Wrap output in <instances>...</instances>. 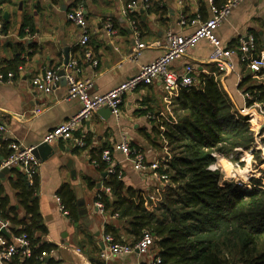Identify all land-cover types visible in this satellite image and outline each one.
<instances>
[{
  "label": "crops",
  "instance_id": "1",
  "mask_svg": "<svg viewBox=\"0 0 264 264\" xmlns=\"http://www.w3.org/2000/svg\"><path fill=\"white\" fill-rule=\"evenodd\" d=\"M129 1L0 0V17L7 25V31L0 29V63H7L18 54L23 60L11 81L0 82V122L8 127V131L0 135V164L10 153L8 145L12 141L32 150L41 145L37 155H34L39 165L33 175L37 176L38 204L47 229L43 239L55 245L54 249L44 253L42 264H146L156 254V248L151 246L143 255L133 252L102 260L99 252L104 246L105 223L118 224L125 243L132 242V237L124 233V222L115 221L114 216L96 206V197L99 190L104 189L109 166L113 171L114 167L120 170L127 187L144 192L149 199L158 197L165 180L153 171L136 170L132 161L126 159L115 146L127 139L130 147L137 148L144 156L146 164L157 162L160 153L149 143L146 134H151L153 113H160L164 119L172 113L177 90L166 92L157 81L126 93L120 105L119 118L112 113L104 117L96 111L78 128L74 135L83 137L85 144L81 147L73 140L42 144L44 134L75 115L80 103L66 99L65 80L60 81L50 93L33 84V79L45 69H63L67 54L69 60L76 62L75 76L91 79V92L104 93L163 53L166 32L189 34L195 27L190 21L210 17V0H152L162 6L164 12L159 10L148 14L142 8L134 11L141 29L139 40L147 47L137 60L132 61L129 56L135 47V35L129 18L122 12L124 4ZM216 1L221 3L225 0ZM78 6L85 10L89 33L87 48L95 64L82 54L83 47L78 45L79 27L66 19V13ZM182 15L186 23L180 25L178 22ZM107 23L111 24L113 32L106 28ZM253 33L259 35L264 46V0H243L216 31L222 43L234 49L238 48L240 38L253 36ZM210 51V43L202 40L188 53L172 61L170 67L181 74L186 65H191L196 78L201 73L215 75L225 94L236 107H241L243 92L237 86L242 65L236 58V72L221 74L209 61ZM261 53H264V48ZM37 108L41 110L36 114L34 111ZM146 108L150 109L149 114H142ZM101 150H109L111 155L108 163L101 154L100 161L107 166L105 170L95 159ZM19 170L26 173L24 169ZM10 177L11 171L0 177V185L10 204L23 215L16 199L17 190L9 183ZM67 188L74 192L76 204L78 199L84 201L81 206L77 204V220L62 213L56 200ZM106 193L114 199L110 192ZM80 210L83 213H79ZM9 227V224L0 221V237L13 240ZM10 261L0 264H9Z\"/></svg>",
  "mask_w": 264,
  "mask_h": 264
},
{
  "label": "trees",
  "instance_id": "2",
  "mask_svg": "<svg viewBox=\"0 0 264 264\" xmlns=\"http://www.w3.org/2000/svg\"><path fill=\"white\" fill-rule=\"evenodd\" d=\"M212 1L216 6L226 2ZM161 8L149 0L142 9L150 14L164 12ZM136 14L131 12L128 17L141 30ZM0 23L2 32L7 31L1 17ZM253 37L249 53L251 58H257L264 46L257 33ZM236 53L239 57L240 51ZM22 63L18 54L7 63H0V73L15 75ZM240 64L238 89L249 96L247 105L258 104L264 110V67L254 72ZM176 90L172 113L165 119L160 113H153L154 125L151 134H146L160 153L155 172L166 176L158 197L149 199L144 192L127 187L120 170L114 167L113 172L107 173L96 202L115 221L124 222V233L132 237L130 244L145 232L151 234L159 264H264V187H258L264 183V177L263 181L254 180L255 186L246 191L223 179L218 171L207 169L213 160L212 149L248 147L254 140L255 127L238 114V108L221 89L215 75L201 73L195 85ZM149 110H142V114H149ZM132 149L134 154L140 153L137 148ZM102 152L95 159L105 170L106 164L100 161ZM11 174L9 183L17 190L16 199L24 214L20 215L10 204L0 185V221L9 224L14 238L27 237L29 255L16 254L9 264H42L43 253L55 245L43 239L47 229L38 204L37 176L29 177L16 168L11 169ZM59 198L67 215L77 220L72 189L67 188ZM117 225L105 223L104 234H110L114 242L125 243Z\"/></svg>",
  "mask_w": 264,
  "mask_h": 264
},
{
  "label": "built area",
  "instance_id": "3",
  "mask_svg": "<svg viewBox=\"0 0 264 264\" xmlns=\"http://www.w3.org/2000/svg\"><path fill=\"white\" fill-rule=\"evenodd\" d=\"M181 0H179L180 2ZM243 0H226L222 6H216L212 0L209 3L210 17L204 20L190 21L195 24L193 31L189 34L175 33L168 31L164 38V51L151 62L140 66L138 72L130 78L124 80L117 86L104 93H93V81L91 79H79L75 76V60H69L66 65H63L64 80L66 83V99L76 100L80 103L78 112L68 120L54 126L47 131L42 141L52 143L58 140H73L76 145L84 146L85 142L82 136H76L74 133L78 128L87 122L92 114L102 107H109L115 118L120 116V105L123 96L135 90L142 85H151L157 81L161 84L166 92L173 91L178 87H190L197 82L196 75L193 72L191 65H186L181 74L176 73L171 67L172 61L185 55L193 49L200 41L206 40L211 45L209 53V61L214 64L216 71L221 74H233L236 72V57L237 50L240 51V56L237 61L244 63L247 69L257 72L264 67V53L260 57L251 58L250 49L254 45V37L247 35L240 38L237 49L225 46L216 34L220 24L224 22L232 10L237 7ZM149 0H131L124 4L123 14L128 17L129 13L134 12L138 8H146ZM129 18V17H128ZM66 19L80 29V37L78 45L83 47L84 55L91 60L93 64L96 62L92 59L91 53L87 48L89 33L85 20V10L82 6H78L66 13ZM130 27L135 35V47L130 53L129 59L137 60L143 49L147 47L139 40V30L136 22L129 19ZM180 25L186 23L185 17H179ZM106 28L113 32L110 23L106 24ZM60 68L45 69L40 76L33 79V84L38 86L45 93H50L56 85L61 81L59 74ZM13 73H0V82L11 81ZM243 94L244 102L238 108V114L245 117L247 121L255 126L257 122L264 128V110L258 104L247 105V94ZM40 108L35 109V113L40 112ZM8 131V127L0 122V135ZM262 129L255 130L253 142L248 147H236L227 151L212 149L210 155L213 160L208 164L207 169L218 171L222 178L232 182L235 186L246 191L255 186L254 180L261 179L263 181V171L261 166L264 165V144H260V132ZM264 136V130L261 132ZM10 153L1 162L0 170L4 167L24 169L29 175L36 173L38 168V160L32 153L31 147H25L21 143L12 141L8 145ZM120 150L126 159L132 161L133 167L136 170H149L155 172L158 167L157 162L146 164L144 156L141 153L134 154L135 151L130 147L127 139L122 140L115 146ZM260 157L259 163L256 157ZM102 159L108 163L111 161L109 150L102 152ZM109 172H113L111 167ZM157 174V173H156ZM160 179H165V175H158ZM263 183V182H262ZM264 187V183L258 185ZM107 190V189H106ZM60 205L62 213L67 214L63 208L60 198L56 197ZM96 206L102 210V205L96 202ZM153 236L145 232L135 243H119L114 242L110 234H105L103 237L104 246L99 252V257L102 260H107L113 256H123L133 252L138 254H146L153 244ZM20 254L21 256L29 255L28 240L25 235H21L8 242L5 238L0 237V262H6L12 256ZM44 255V253H43ZM160 259L154 257L146 264H159ZM240 264V263H236Z\"/></svg>",
  "mask_w": 264,
  "mask_h": 264
},
{
  "label": "water",
  "instance_id": "4",
  "mask_svg": "<svg viewBox=\"0 0 264 264\" xmlns=\"http://www.w3.org/2000/svg\"><path fill=\"white\" fill-rule=\"evenodd\" d=\"M6 15H7V13L5 12V13H4V18H6ZM68 61H69V58H68V56H67V54H66V55H65V59H64V65H66V64L68 63ZM59 74H60V76H61V81H63V80H64V70L61 69V70L59 71ZM97 112L100 113L101 115H103V116L105 117L106 114L111 113V109H110L109 107H102V108L98 109ZM42 144H47V143L43 142ZM40 146H41V145H40ZM40 146L35 147V148L32 150V153H33L34 155H37L38 150L41 148ZM11 169H12V168H11ZM11 169H10V168H7V167L2 168V169L0 170V177H3L6 173H8L9 171H11ZM16 169H18V168H16ZM83 203H84V201H83L82 199H78V200H77V204H78L79 206L83 205ZM79 213H83V211L80 210ZM1 232L4 233V229H1Z\"/></svg>",
  "mask_w": 264,
  "mask_h": 264
},
{
  "label": "rangeland",
  "instance_id": "5",
  "mask_svg": "<svg viewBox=\"0 0 264 264\" xmlns=\"http://www.w3.org/2000/svg\"><path fill=\"white\" fill-rule=\"evenodd\" d=\"M263 78H264V77H263ZM237 105H238V104H237ZM237 108H238V107H237ZM254 127H255V130H256V131H257L258 129H260V128L262 129V131L264 130V128L261 126V124H260L259 122H257V123L255 124ZM262 131H261V132H262ZM261 132H260V141H259V142H260L261 145H263V144H264V136L261 135V134H262ZM259 160H260V157H259V156L256 157V161H257V163H259ZM261 167H262L261 170L263 171V170H264V165H262Z\"/></svg>",
  "mask_w": 264,
  "mask_h": 264
}]
</instances>
